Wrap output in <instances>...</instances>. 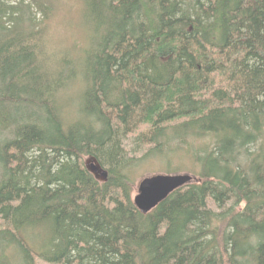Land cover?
Instances as JSON below:
<instances>
[{
	"label": "trees",
	"instance_id": "obj_1",
	"mask_svg": "<svg viewBox=\"0 0 264 264\" xmlns=\"http://www.w3.org/2000/svg\"><path fill=\"white\" fill-rule=\"evenodd\" d=\"M61 2L0 0V264H264V0ZM152 156L199 181L144 214Z\"/></svg>",
	"mask_w": 264,
	"mask_h": 264
},
{
	"label": "rangeland",
	"instance_id": "obj_2",
	"mask_svg": "<svg viewBox=\"0 0 264 264\" xmlns=\"http://www.w3.org/2000/svg\"><path fill=\"white\" fill-rule=\"evenodd\" d=\"M80 4H78V0H66V3L62 2L60 3V8L55 10V13L53 17L50 20V30L51 34L53 36V39H55L56 46L65 47L62 49H77L75 44H72V42H85L87 38V43L83 44L84 46L87 45L90 41L88 36L90 33L86 29V23L84 19V11L83 7L82 10L79 7ZM79 18L80 21H79ZM83 28H82V27ZM60 49V50H62ZM126 150L127 154L129 156H140L139 154V147H137V144L135 142L134 136H130L126 140ZM151 158L148 161H144L138 169L136 170V175H139V177L136 179V191H137V182L138 180L147 174H154V173H164V174H175V173H187L186 168L188 165L185 163V161L171 159L170 162L167 159H161L159 157ZM86 162L88 166H90L91 162H95L94 159L87 157ZM96 163V162H95ZM101 170L97 172L98 178L102 179ZM39 264H46L42 260H38Z\"/></svg>",
	"mask_w": 264,
	"mask_h": 264
},
{
	"label": "water",
	"instance_id": "obj_3",
	"mask_svg": "<svg viewBox=\"0 0 264 264\" xmlns=\"http://www.w3.org/2000/svg\"><path fill=\"white\" fill-rule=\"evenodd\" d=\"M89 168L95 174L101 170L102 177L107 175L106 171L102 170L95 162H91ZM196 181H199V178L190 173L144 175L137 182L134 203L142 213L147 214L172 192Z\"/></svg>",
	"mask_w": 264,
	"mask_h": 264
},
{
	"label": "bare ground",
	"instance_id": "obj_4",
	"mask_svg": "<svg viewBox=\"0 0 264 264\" xmlns=\"http://www.w3.org/2000/svg\"><path fill=\"white\" fill-rule=\"evenodd\" d=\"M65 51V50H64ZM166 62V61H165ZM164 127V126H163ZM165 130V129H164ZM198 131V130H197ZM173 134V133H172ZM171 136V135H170ZM129 137V136H128ZM174 137H175V135H174ZM159 138V137H158ZM193 138V137H192ZM191 138V139H192ZM183 139V138H182ZM187 140V139H186ZM194 140V139H193ZM200 141H201V139H200ZM125 142V141H124ZM171 146V145H170ZM185 146V145H184ZM244 148V147H243ZM241 150V149H240ZM240 150H238V151H240ZM249 150V149H248ZM242 152V151H241ZM129 160H130V158H129ZM83 167V166H82ZM154 174H157V173H154ZM147 175H151V174H147ZM115 185V184H114ZM96 188V187H95ZM182 188V187H181ZM102 189V188H101ZM121 190V189H120ZM109 191V190H108ZM182 191V190H181ZM119 192V191H118ZM112 203V202H111ZM117 204V203H116Z\"/></svg>",
	"mask_w": 264,
	"mask_h": 264
}]
</instances>
